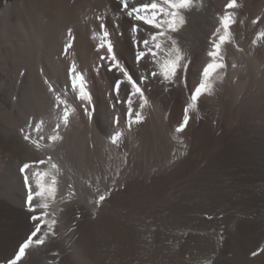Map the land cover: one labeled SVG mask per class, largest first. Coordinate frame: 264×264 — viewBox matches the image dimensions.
<instances>
[{
	"label": "bare ground",
	"instance_id": "bare-ground-1",
	"mask_svg": "<svg viewBox=\"0 0 264 264\" xmlns=\"http://www.w3.org/2000/svg\"><path fill=\"white\" fill-rule=\"evenodd\" d=\"M239 1L229 8L224 0H183L187 23L170 35L190 60V66L187 60L175 65L187 69L188 86L176 76L167 91L150 79L144 122L131 129L124 106L112 109V92L90 73L101 61L97 47L102 55L108 51L102 47L107 40L97 38L105 32L99 10L109 11L111 3L118 11L117 2L36 0L20 17L16 1L0 9V143L9 141L12 153L10 161H0V217L29 235L20 264H264V252L251 256L264 247V185L248 188L239 180L241 174L264 178V0ZM121 15L107 39L125 65L133 44L121 21L128 27L132 21ZM69 28L75 44L66 56ZM214 33L228 41L222 48L226 67L202 79L205 65L213 63L207 52ZM74 62L87 79L94 114L70 87ZM21 65L25 69L8 90L1 72ZM196 65V83L214 91L201 97L198 109L188 113L187 129L179 132L176 126L187 116L177 118L176 98H189L188 72ZM144 69L138 65V75ZM107 76L114 83L118 73ZM199 115L205 119L201 126ZM114 133L115 143L109 139ZM192 167L204 179L190 175L193 180L173 193L176 180ZM197 181L219 189L199 190ZM230 183L238 185L226 191ZM247 201H256L254 221L261 224H247L253 231L243 233L238 222L252 209ZM208 202L231 216L200 217L210 215ZM184 245L187 254L180 250ZM13 249H0V264H10Z\"/></svg>",
	"mask_w": 264,
	"mask_h": 264
},
{
	"label": "snow or ice",
	"instance_id": "snow-or-ice-1",
	"mask_svg": "<svg viewBox=\"0 0 264 264\" xmlns=\"http://www.w3.org/2000/svg\"><path fill=\"white\" fill-rule=\"evenodd\" d=\"M238 0H232L230 5L226 6L233 8L236 6ZM120 5L119 10L113 15L117 16V21L114 26L119 24V19L122 18V13L132 21L129 26L131 41L135 50V60L139 64L147 59L153 65L149 69H144L138 76L134 77L129 72L125 65L115 55L114 46L110 42L109 33L105 31L102 36L97 37L101 41L107 40L106 47L108 56H101V63L95 66V70L99 73L101 68L106 67L109 73H118L112 87L110 107L116 109L117 105L124 106L125 122L131 129L133 124H142L144 122L143 105L147 98V93L150 89L146 87L150 79L162 81L165 85L164 90H171V87L176 83V76H179L183 87L187 88V69L176 68V62L187 60V54L179 48L178 40L170 35V33L178 32L186 23V16L183 14L187 5L183 0H141L139 4L131 3V0H118ZM143 25V27H141ZM107 28V24L104 25ZM230 30V25L228 26ZM66 41L64 43L62 54L70 55V50H74L75 35L71 28L67 29ZM171 41L172 47H168V42ZM228 41L219 38L218 33H214L210 40L211 47L207 55L213 63L205 65L201 72V78L208 77L218 67H226L222 64V48ZM258 46V45H257ZM97 50H100L99 48ZM190 66V60H187ZM68 79L70 87L76 98L82 101L85 107L94 114V104L92 102L91 92L88 88L87 79L85 75L77 67L76 62L72 63L68 70ZM46 85L51 91H55L54 86L49 80H46ZM211 83V81H209ZM127 86L125 91L126 96L121 95L122 86ZM202 83H197L196 87L189 92V98L186 101L185 115L187 119L182 118L180 123L176 126V130L184 132L190 122L189 110H197L200 98L203 95L210 94L214 91L213 88H207ZM144 99H141V98ZM91 106L90 108L88 106ZM119 114L113 117V124L119 126ZM119 133H114L109 139L114 143L117 142ZM104 199V198H102ZM211 219V217H209ZM25 249L21 245L17 253L11 259L10 264H20L22 254ZM264 252V247L251 253L255 257Z\"/></svg>",
	"mask_w": 264,
	"mask_h": 264
},
{
	"label": "rangeland",
	"instance_id": "rangeland-1",
	"mask_svg": "<svg viewBox=\"0 0 264 264\" xmlns=\"http://www.w3.org/2000/svg\"><path fill=\"white\" fill-rule=\"evenodd\" d=\"M14 1H16L17 2V11H16V14H17V16L18 17H20V16H23L24 15V13L26 12V10L29 8L30 9V11H32L33 9H34V7H33V3L36 1V0H3V1H1L0 0V9L1 8H3V6L4 5H6L7 3H11V2H14ZM115 2H117V4H118V0H114ZM225 1V5L226 6H228V5H230V3L232 2V0H224ZM139 2H141V0H131V3H136L137 5L139 4ZM237 3H239V5H240V1L238 0V2ZM236 3V4H237ZM101 6H102V2H101V0H100V3H99ZM100 5H99V7H100ZM119 5V4H118ZM30 6H32V7H30ZM110 6V8H109V11H106V12H103L102 11V9H103V7L101 8V10H99V23H100V30L101 31H107V32H109V33H115V31H114V27L112 26V24H113V22H116L117 21V16H115V15H112L114 12H116V9L114 10V8L112 7V5H111V3H109V5H108V7ZM106 7V6H105ZM119 7H120V5H119ZM237 7H239L238 6V4L235 6V8H237ZM110 9H112L111 11L112 12H110ZM108 12V13H107ZM104 13V14H103ZM111 13V14H110ZM103 14V15H102ZM109 14V15H108ZM115 18H117V19H115ZM105 24H107V28H105L104 27V25ZM121 25H122V32H124L123 33V35H125V37H126V35H130V30H129V27L128 26H126L125 25V23L123 22V21H121ZM129 33V34H128ZM130 39H131V35H130ZM127 47H129L128 46V44H127ZM100 49V47H97V49ZM102 51H103V49H102ZM102 51L101 50H97V53L99 54V60H100V57L101 56H108V53H106V52H108V51H106L105 50V52H104V54L102 55ZM130 52V51H129ZM131 55V56H130ZM130 55L129 56H123V60H124V62H125V66H126V68L127 69H129L128 71H130L131 72V74L134 76V77H136V76H138V65H139V67H141V68H143V67H145V69H150V67H149V65H150V63L149 62H145L147 65H140V64H138L137 62H136V60H135V50H134V48H132V52L130 53ZM101 63V61H99V63L98 64H100ZM198 66L196 65V67H194L193 66V68H195V69H193L192 68V70H190L188 73V76L190 77V82L192 83V89L193 88H195L196 87V85H197V83L196 82H198V80L197 79H195V77L197 78V76L195 75V73H194V71L195 72H197L198 70H199V67L197 68ZM25 69V65H21L19 68H17V69H12V70H10V71H2L1 72V77H7L8 79H9V82H8V90L9 89H11L12 88V86H13V84H14V82H15V80H16V78H17V76H18V74L19 73H21V72H23V70ZM27 70H28V68H27ZM90 73H92V76H94L95 78H97L98 80H99V82L101 83V89L102 90H110V92H112V87H113V85H114V83H111V81L108 79V76H107V70H106V67H104V68H101L100 69V71H99V73L95 70V68H93V69H90ZM179 77V76H178ZM180 78V77H179ZM192 78V79H191ZM192 80V81H191ZM195 82H194V81ZM163 82L161 81L160 82V85H163L162 84ZM193 84H195V85H193ZM102 90H101V92H102ZM113 95H114V93H112ZM127 95V93H126V91H125V89L123 90V94H122V96H126ZM180 97V98H179ZM179 97L177 96V98H176V109H177V118H180V117H184V115H185V106H186V101L188 100L187 99V97L185 96H181V95H179ZM201 99V98H200ZM119 106V105H118ZM192 109H190L189 110V112L190 113H192V111H191ZM184 113V114H183ZM192 114H190V116H191ZM179 116V117H178ZM199 117L200 118H198V122L196 123V125L197 126H201V124L203 125V122H204V117L201 115H199ZM203 119V120H202ZM200 124V125H199ZM195 125V126H196ZM9 147H10V142L9 141H7V142H5V143H0V161H10V159H11V157H12V153H11V151H9ZM2 149V150H1ZM5 149V150H4ZM5 152V153H4ZM3 153H4V155H3ZM11 153V154H10ZM11 155V156H10ZM4 156V157H3ZM9 156V157H8ZM2 158V159H1ZM4 158V159H3ZM8 158V159H7ZM232 163V165L233 166H236L237 165V162H235V161H231ZM235 164V165H234ZM236 168V167H235ZM235 168H233V169H235ZM190 170H192V171H190ZM193 170H194V172H193ZM188 171H190V172H188ZM188 171H184V174H183V172H182V174L184 175V176H181L180 178H178L176 181V186L174 185V190H173V193H175V192H177V191H179L180 189H183L186 185H188L189 184V182H190V180L192 179V177L190 176V175H192L193 176V179H198V178H203V174H201L199 171H195V169H193V167L192 168H190ZM237 171H239V172H243L242 170H240V169H237ZM186 172L188 173L187 175H186ZM191 172H193L192 174H190ZM199 173V174H196V173ZM181 174V175H182ZM186 175V176H185ZM197 176V177H195V176ZM188 176V177H187ZM182 177H184L183 178V180H185L184 182L182 181ZM185 177H187L186 179H185ZM254 176H248L247 175V177H246V175H243V174H241L240 175V181H242V183H247L246 185H243L242 184V186H245V187H256V186H258V185H264V178L263 177H254ZM146 179L148 178V181H149V179H150V177L149 176H146L145 177ZM188 178H191L190 180L188 179ZM192 179V180H193ZM204 179V178H203ZM191 180V181H192ZM244 180V181H243ZM180 181H182V182H180ZM256 184H255V183ZM188 183V184H187ZM182 184V185H181ZM199 183H198V181H197V185H198ZM201 184V185H200ZM199 184V186L197 187L199 190H203L204 191V189H205V187H206V189H205V191H207L208 190V188H210V186H211V188L209 189V190H215V189H219V187H217V186H214L213 184H211L210 185V183H207V184H204L203 185V183L201 182ZM254 184V185H253ZM179 185V186H178ZM229 185V186H228ZM236 185H238V184H235V183H230V184H226V187H227V189H226V191L227 190H231V188L230 187H234V186H236ZM239 185H241V184H239ZM249 185V186H248ZM183 186V187H182ZM208 187V188H207ZM215 187V188H214ZM201 188V189H200ZM213 188V189H212ZM175 190H177V191H175ZM171 195H173V194H171ZM247 205H249L252 209H250V210H248V211H244V213H243V218H245V220H244V222H242V223H240V222H238L240 225H241V228L239 229L240 231H242V228H243V233H250V232H252L253 230L252 229H245V226H255L256 224L258 225V224H261V223H255L256 221H254L255 220V218H257L258 217V214H257V212H255V209H256V207H255V203H256V201H247ZM210 204V202H208V205ZM215 205V203L214 202H212L211 204H210V207H211V209L213 210H211V213H210V215H201L200 217H203V218H207V217H211V218H224V216H225V218L226 217H229V216H231V214L230 213H228V212H225V211H222V212H220V211H218V210H215L214 211V209H213V207L212 206H214ZM253 204V205H252ZM220 212V213H219ZM247 212V213H246ZM215 213V214H214ZM226 213V214H225ZM212 215V216H211ZM218 215V216H217ZM222 215V216H221ZM245 215V216H244ZM253 216V217H252ZM248 218V219H247ZM249 219H251L250 220V222H248L249 221ZM253 219V220H252ZM248 220V221H247ZM246 221V222H245ZM253 221V222H252ZM237 223V224H238ZM243 224H245V225H243ZM248 224V225H247ZM16 222H9L5 217H0V229L1 230H3V232L2 233H0V249H1V251H3V252H5V249H6V247L9 245V246H13L14 247V252L15 253H17V250H18V248L22 245L23 246V248L25 249L26 248V245H27V242H28V240H29V235H27V236H25V235H23V234H20V233H18V232H16V230H15V228H16ZM239 225V226H240ZM242 225H243V227H242ZM246 230V231H245ZM252 230V231H251ZM12 233V234H11ZM242 233V232H241ZM12 236V237H11ZM23 236V237H22ZM25 236V237H24ZM17 238V239H16ZM21 238V239H20ZM26 238V239H25ZM20 239V240H19ZM191 240V234H188V236H187V239H186V241L184 242V244H188L190 241L189 240ZM11 243H10V242ZM26 241V242H25ZM18 242V243H17ZM17 243V244H16ZM6 244H7V246H6ZM16 244V245H15ZM26 244V245H25ZM186 244V245H187ZM190 244V243H189ZM15 245V246H14ZM186 245H184V247H183V249H180L181 251H182V253L184 254V252H186ZM14 253V254H15ZM0 254H1V252H0ZM186 254H187V252H186Z\"/></svg>",
	"mask_w": 264,
	"mask_h": 264
}]
</instances>
